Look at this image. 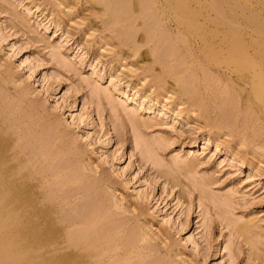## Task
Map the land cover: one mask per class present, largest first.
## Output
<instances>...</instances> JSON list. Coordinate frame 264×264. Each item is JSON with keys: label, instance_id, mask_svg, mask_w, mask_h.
<instances>
[{"label": "rangeland", "instance_id": "1", "mask_svg": "<svg viewBox=\"0 0 264 264\" xmlns=\"http://www.w3.org/2000/svg\"><path fill=\"white\" fill-rule=\"evenodd\" d=\"M165 1L0 0L1 145L115 264H264V116L200 61L188 0ZM219 1L264 35V0Z\"/></svg>", "mask_w": 264, "mask_h": 264}, {"label": "bare ground", "instance_id": "2", "mask_svg": "<svg viewBox=\"0 0 264 264\" xmlns=\"http://www.w3.org/2000/svg\"><path fill=\"white\" fill-rule=\"evenodd\" d=\"M178 2L174 6L176 12H181L179 15L188 13L189 16L186 15L185 18L183 14V18L179 16L181 24L177 25H181L180 30L182 31L183 28V31L193 41L199 59L205 68L215 72L220 78V83L223 81L233 83L247 108H257L260 116L263 117L264 35L261 24L255 20H246L247 18L238 20L233 15L228 19L225 15V6L219 0H212L208 7L198 5L199 11L209 10L207 14L212 13L215 17L211 16L212 14L203 17L201 13L194 11L196 7L191 11V8L186 5L189 0L185 2L186 4L181 1L178 4ZM170 8L173 9V6ZM248 26H252L256 34L251 36L250 40L244 37L243 32V28ZM197 103L199 104L198 100ZM201 104L199 105L202 107ZM194 106L192 105L193 108ZM1 144L0 142V243L19 245L24 264H107L113 258L112 254L118 244L115 243L114 247H106L100 251L90 244L89 240H85L86 238H81V240L80 236L78 238L74 235L84 227H89L88 225L95 219L61 217L64 210L61 206L63 204L56 205L50 199L44 203V197L35 190V184H26L24 177H19L14 173L16 167L9 165L10 160L6 153L8 150L6 151ZM86 232L84 230L83 234ZM89 258L91 260H86L88 261L86 262L85 259ZM116 259L117 257L113 258V261ZM116 262L118 261H114V264Z\"/></svg>", "mask_w": 264, "mask_h": 264}]
</instances>
